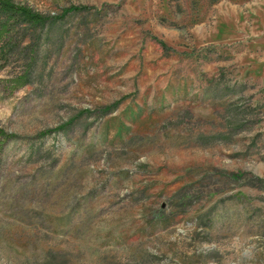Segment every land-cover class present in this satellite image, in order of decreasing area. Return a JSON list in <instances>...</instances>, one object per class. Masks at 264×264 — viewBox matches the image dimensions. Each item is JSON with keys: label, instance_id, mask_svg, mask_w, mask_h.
<instances>
[{"label": "rangeland", "instance_id": "1", "mask_svg": "<svg viewBox=\"0 0 264 264\" xmlns=\"http://www.w3.org/2000/svg\"><path fill=\"white\" fill-rule=\"evenodd\" d=\"M14 1L0 264H264V0Z\"/></svg>", "mask_w": 264, "mask_h": 264}, {"label": "trees", "instance_id": "2", "mask_svg": "<svg viewBox=\"0 0 264 264\" xmlns=\"http://www.w3.org/2000/svg\"><path fill=\"white\" fill-rule=\"evenodd\" d=\"M75 9L70 7L65 9L63 13ZM52 17L44 15L40 12L34 11L31 7L15 2L14 0H0V41L10 37L13 27H31V28H45ZM18 85L27 83V79L22 78ZM65 125L56 127L55 129H48L39 133V136H45L53 133L54 131L59 132L65 131ZM15 137L14 134L8 133L0 128V149L9 140Z\"/></svg>", "mask_w": 264, "mask_h": 264}]
</instances>
